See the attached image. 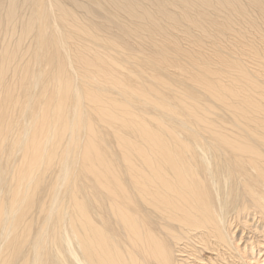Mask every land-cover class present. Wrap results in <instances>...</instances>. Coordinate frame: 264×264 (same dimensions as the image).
<instances>
[{
    "label": "bare ground",
    "instance_id": "obj_1",
    "mask_svg": "<svg viewBox=\"0 0 264 264\" xmlns=\"http://www.w3.org/2000/svg\"><path fill=\"white\" fill-rule=\"evenodd\" d=\"M254 252L264 0H0V264Z\"/></svg>",
    "mask_w": 264,
    "mask_h": 264
},
{
    "label": "rangeland",
    "instance_id": "obj_2",
    "mask_svg": "<svg viewBox=\"0 0 264 264\" xmlns=\"http://www.w3.org/2000/svg\"><path fill=\"white\" fill-rule=\"evenodd\" d=\"M249 253H251V252L249 251ZM250 255L251 256L248 257V264H264V260H262L264 256L259 255V253L255 254V252H254V254H250ZM257 259H258V261H257Z\"/></svg>",
    "mask_w": 264,
    "mask_h": 264
}]
</instances>
